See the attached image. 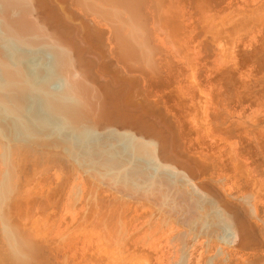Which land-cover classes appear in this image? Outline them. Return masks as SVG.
I'll use <instances>...</instances> for the list:
<instances>
[{
	"label": "bare ground",
	"instance_id": "6f19581e",
	"mask_svg": "<svg viewBox=\"0 0 264 264\" xmlns=\"http://www.w3.org/2000/svg\"><path fill=\"white\" fill-rule=\"evenodd\" d=\"M192 1L0 0V264L261 257L253 91Z\"/></svg>",
	"mask_w": 264,
	"mask_h": 264
},
{
	"label": "rangeland",
	"instance_id": "374dc122",
	"mask_svg": "<svg viewBox=\"0 0 264 264\" xmlns=\"http://www.w3.org/2000/svg\"><path fill=\"white\" fill-rule=\"evenodd\" d=\"M185 1H187V0H185ZM192 1V0H191ZM205 1V2H204ZM192 2H195V3H193L192 4V6H193V14L194 15H197L199 18H200V15L202 14V16H206V17H208V19H209V22H210V25H209V22L207 21L208 19L207 18H205V21H206V24L208 23V30L209 31H211V29L210 28H212V29H214V26H215V31H217L218 32V29H220V27L224 30V33H225V35H227V39L230 41V39L231 40H234L235 39V41H233V43L234 44H236L235 46H237L238 48L237 49H239V52H238V54H239V56H241V59H240V57H238V60H240L239 62V65H240V71H242V75L240 76L241 78H242V82L243 83H245L246 82V86L249 84L250 86H249V88H250V90H248L249 88H247V87H245L246 89H247V91L248 92H246V91H244L245 92V94H244V92H243V94L245 95V98H246V96H249V95H247V94H249L250 93V91H251V88H252V95L253 96H255L256 97V99L257 100H262V102H263V98H264V59L262 58L263 57V55H264V52H258L257 53V51H258V49L259 50H261V51H264V50H262L263 48H264V46H262V44L264 45V43H262V42H264V0H193ZM192 9H191V11H192ZM198 10H199V12H198ZM194 11H195V13H194ZM196 17V16H195ZM197 17V18H198ZM203 18V17H202ZM216 27H219V28H216ZM222 29H220V32L221 31H223ZM214 30H212L210 33H215V34H217L216 32H215ZM220 32H218V33H220ZM228 33H230V34H228ZM221 34V33H220ZM222 35H223V32H222ZM225 35H223V36H225ZM230 35V36H229ZM232 35H234V38L232 37ZM262 36V37H261ZM228 37H230V38H228ZM226 39V41H228ZM260 39V40H259ZM259 40V41H258ZM229 41H228V43H229ZM257 42H259V43H257ZM227 43V42H226ZM227 43V44H228ZM232 43V44H233ZM256 43L257 44H260V46H258V45H256ZM262 43V44H261ZM234 44H233V46H234ZM229 45H230V47L231 48H233L232 46H231V43H229ZM255 45H256V47H255ZM234 46V47H235ZM255 47V48H253V47ZM262 46V47H261ZM229 47V48H230ZM260 47H261V49H260ZM230 48V49H231ZM253 50H252V49ZM234 50L237 52L238 50H236L235 48H234ZM243 50V51H242ZM252 50V51H251ZM242 51V52H241ZM250 51H251V53H250ZM246 53H247V55H246ZM237 54V55H238ZM242 54L244 55L245 54V56L243 57L242 56ZM255 54V55H254ZM248 55H250V56H248ZM248 56V57H247ZM253 56H254V58H256V59H254L253 58ZM259 56H261V57H259ZM252 57V58H251ZM259 57V58H258ZM252 59V60H251ZM256 60V61H254V60ZM261 59V60H260ZM262 59H263V61H262ZM258 60V61H257ZM254 61V62H253ZM261 61V62H260ZM255 62H258V64L257 63H255ZM260 64H262V65H260ZM228 65H230V64H228ZM262 67V68H261ZM245 71V72H244ZM246 73H248V74H246ZM262 73V74H261ZM253 75V76H252ZM249 76V77H248ZM252 76V77H251ZM244 79V80H243ZM247 79V80H246ZM252 79H254L253 80V82H252ZM251 80V81H250ZM249 81H250V83H249ZM253 85H252V84ZM244 86H245V84H244ZM254 86V87H253ZM261 87H263V88H261ZM257 92H256V91ZM255 91V92H254ZM262 92V93H261ZM257 93H258V95H257ZM263 94V95H261V94ZM257 96H256V95ZM252 95H251V93H250V96L252 97ZM249 96V97H250ZM263 98H262V97ZM250 97V98H251ZM255 97H253L254 99H255ZM244 98V99H245ZM250 98H246L247 100H248V102L250 103V105H249V103L247 102V104H244V106H245V110H246V107L247 106H250L249 108L247 107V109L249 110V109H252L251 108V106H252V104H254L253 106V109H255L256 110V113H255V117L253 116L252 117V114L253 113H251V112H249L248 110H246V116L244 115V117H243V119L242 120H244V121H242V122H244V124L247 126L248 124L250 125V123L252 122L253 124H255V126L253 125V128L251 129V131L253 130V132H250L249 134H247L246 133V137L244 136V137H242V140H243V138H248L247 137V135L249 136L251 133L253 134L255 131L254 130H256V131H258V130H263L260 134L257 132H255V134H253V136H255L256 135V137L259 135V137H257L256 139L258 140V142H260V140H264V136H262L263 134H264V116L262 115V114H264V107L262 108L260 105L262 104V106H264L263 104L264 103H259L260 101H257V102H255V103H253V101H255V100H252V98L250 99ZM245 99V102L247 101ZM251 101H250V100ZM252 102V103H251ZM247 105V106H246ZM263 110H261V109ZM252 109V110H253ZM251 110V111H252ZM263 112H261V111ZM249 112V113H248ZM253 112V111H252ZM261 114H259V113ZM249 114L251 115L250 116V118L252 119H249V121H248V117L247 116H249ZM260 115V116H259ZM257 116H259L258 118H257ZM254 118H257V119H254ZM255 120V121H254ZM254 121V122H253ZM257 121V122H256ZM258 121H260V123H261V126L259 125L260 123L258 122ZM263 121V122H262ZM247 122H248V124H247ZM251 123V124H252ZM257 123H259V124H257ZM244 124H242V125H244ZM257 125H259V126H257ZM246 126H242V129H243V127H245L243 130L244 131H246L245 129L247 128ZM257 126V127H256ZM250 127H252L251 125H250ZM254 127H256V128H254ZM263 127V128H262ZM248 128H249V126H248ZM247 128V129H248ZM259 128H262V129H259ZM248 130H250V128L248 129ZM263 133V134H262ZM258 134V135H257ZM260 137H262V139H260ZM251 138H252V136H251ZM241 140V141H242ZM248 139H246V141L244 140V141H242V142H245L244 144H242L241 145V147H242V149L245 151V153H244V151L242 150V154L244 153L245 154V156L243 157V159L245 158H247L246 160L244 159V161H248V157L247 156H249V162H247L248 163V165H249V167H250V165L252 164V162H254L253 164H255L256 162H257V164H255L254 165V167L256 168V169H258L257 170V172H256V175H258L257 173H259V176H257V179H261V180H263L264 181V162H262V161H264L263 160V155H264V152H263V155H262V152H257V151H259L258 150V148L260 149V146H263L264 147V144H263V140L261 141L262 142V145H261V143H260V146L258 145V147H257V145H256V149H257V151H256V149H255V147H253V143H251V144H253L252 146L249 144V140L247 141ZM241 142V143H242ZM246 143H248V144H246ZM259 144V143H258ZM243 145H244V147H243ZM247 145V146H246ZM255 146V145H254ZM246 147V148H245ZM262 148V147H261ZM248 149V150H247ZM263 149L264 148H262V150H260V151H263ZM257 152V153H256ZM259 153H261V155L259 154ZM243 154V155H244ZM249 154V155H248ZM254 155V154H256L257 156H255L254 155V158H253V156L252 155ZM242 155V156H243ZM260 155V156H259ZM252 156V157H251ZM255 157H257L258 159H256ZM260 157H262V161L261 160H259V158ZM252 158V159H251ZM252 160H254V161H252ZM257 160V161H256ZM260 161V163H261V165L259 166V161ZM251 161V162H250ZM251 163V164H250ZM251 167H252V165H251ZM254 167L252 168V170H256V169H254ZM262 167V169H260ZM262 172V173H261ZM262 174V175H261ZM260 180V181H261ZM264 209V208H263ZM263 212V211H262ZM48 214H50V213H48L47 212V215ZM262 214V213H261ZM42 216V215H41ZM45 216H46V214H45ZM263 217V218H262ZM262 217H261V219H263V220H261V221H263V223L262 222H260L261 224H263L264 225V212H263V215H262ZM50 219V218H49ZM48 222V221H47ZM263 229H264V226L262 227ZM250 251H251V253H250ZM247 252V253H246ZM257 253V254H256ZM263 254L264 255V252H261L260 251V254ZM261 254V257L259 256V252L258 251H256V252H253L252 250H245L244 251V253L242 254V257H243V255H247L245 258V260H244V264H246L245 263V261H247L248 260V258H250L252 255H254V257H255V255H256V257L258 256V260L256 259H254L255 261H254V264H259V262H261V264H262V262H263V264H264V256ZM249 255V256H248ZM253 257V256H252ZM253 257V258H254ZM255 257V258H256ZM260 257V258H259ZM261 258H263V259H261ZM242 259H244V258H242ZM260 260V261H259ZM256 262V263H255Z\"/></svg>",
	"mask_w": 264,
	"mask_h": 264
}]
</instances>
